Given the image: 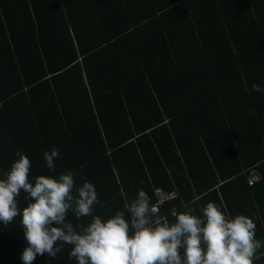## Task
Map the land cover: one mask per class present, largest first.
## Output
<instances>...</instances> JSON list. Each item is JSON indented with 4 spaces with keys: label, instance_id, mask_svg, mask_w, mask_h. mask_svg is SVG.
Listing matches in <instances>:
<instances>
[{
    "label": "trees",
    "instance_id": "trees-1",
    "mask_svg": "<svg viewBox=\"0 0 264 264\" xmlns=\"http://www.w3.org/2000/svg\"><path fill=\"white\" fill-rule=\"evenodd\" d=\"M253 84L264 88V0H0V179L20 151L33 184L69 170L77 188L91 182L102 220L140 189L152 204L156 188L176 192L159 212L170 223L172 209L202 215L213 202L254 220L253 264H264V92ZM54 147L53 171L43 153ZM24 247L20 217L0 223V264H23ZM71 247L33 264H76Z\"/></svg>",
    "mask_w": 264,
    "mask_h": 264
},
{
    "label": "clouds",
    "instance_id": "clouds-1",
    "mask_svg": "<svg viewBox=\"0 0 264 264\" xmlns=\"http://www.w3.org/2000/svg\"><path fill=\"white\" fill-rule=\"evenodd\" d=\"M252 90L264 92L257 84ZM59 153L58 147L43 153L49 170H55ZM15 155L18 159L0 179V223L7 226L20 217L26 241L23 264H33L38 255L56 258L65 244L72 246L68 257L76 264H253L262 247L252 218L227 216L209 202L202 215L194 214L193 208L173 212L175 222L170 223L143 189L126 200L122 210L102 220L94 215L100 201L91 182L77 188L74 170H69L58 178L40 175L33 184L29 158L20 151ZM21 191L30 199L22 210ZM69 212L77 221L92 220L74 225L67 219Z\"/></svg>",
    "mask_w": 264,
    "mask_h": 264
},
{
    "label": "built area",
    "instance_id": "built-area-1",
    "mask_svg": "<svg viewBox=\"0 0 264 264\" xmlns=\"http://www.w3.org/2000/svg\"><path fill=\"white\" fill-rule=\"evenodd\" d=\"M246 182L248 186H253L257 184L261 180V175L258 170L256 169H249L247 173L245 174ZM155 194V202L153 205H155L158 208V211L160 212V208L168 201L174 200L177 197L176 192H167L160 188H156L154 190ZM173 212L177 213L176 209L171 210V215ZM173 216V215H172Z\"/></svg>",
    "mask_w": 264,
    "mask_h": 264
}]
</instances>
